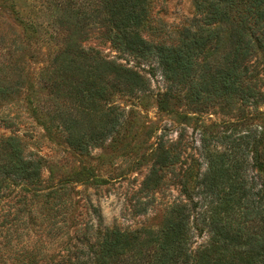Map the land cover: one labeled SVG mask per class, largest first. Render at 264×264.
Listing matches in <instances>:
<instances>
[{
  "label": "trees",
  "instance_id": "16d2710c",
  "mask_svg": "<svg viewBox=\"0 0 264 264\" xmlns=\"http://www.w3.org/2000/svg\"><path fill=\"white\" fill-rule=\"evenodd\" d=\"M0 1V7L11 10L22 28L24 43L36 48L37 54L31 59L37 61L42 50L48 58L45 69L32 81L21 67L23 56L14 64L2 62L8 69L13 65L14 72L0 79V96H10L15 88L27 86L35 117L47 131L54 127L66 132L70 145L82 155L88 154L91 146H103L125 124V112L108 105L115 95L140 93L143 101L149 92L148 81L140 73L83 46L93 30L118 52L157 57L172 84L157 99L161 111H168L171 100L180 104L186 101L191 113H208L213 106L264 105V90L257 80L259 58L264 59V0H194L197 17L179 32L172 46L154 44L142 36L149 20L150 0ZM27 7H31L28 12ZM261 71L264 75V68ZM173 87L179 94H172ZM42 91L54 104L52 111L37 98ZM68 102L79 119L64 113L62 107ZM240 138L242 142L236 144L240 154H211L199 181L192 179V174L180 181L185 200L168 208L158 232L107 227L99 208L91 204L96 226L90 222L81 229L65 258L64 243L53 248L47 263L264 264V196L250 191L242 176L250 154L253 166L264 173V134L257 135L255 130ZM154 159L143 182V189L149 192L161 187L164 176L160 172L173 165L177 157L171 148L160 145ZM41 176L42 163L25 155L18 138L0 141V201L14 188L34 192L33 197H37ZM191 181L203 189L206 204L194 198ZM63 189L53 193L58 195ZM197 216L211 236L193 254L191 233Z\"/></svg>",
  "mask_w": 264,
  "mask_h": 264
},
{
  "label": "rangeland",
  "instance_id": "374dc122",
  "mask_svg": "<svg viewBox=\"0 0 264 264\" xmlns=\"http://www.w3.org/2000/svg\"><path fill=\"white\" fill-rule=\"evenodd\" d=\"M25 10L28 12L31 7ZM196 17L194 0H150L149 20L142 36L154 44L175 45L179 32L190 27ZM83 46L140 73L148 81L149 92L143 101L140 93L115 95L108 105L122 109L126 122L103 146H91L86 155L70 145L66 132L54 127L46 130L28 103L27 86L15 88L10 96H0V141L10 136L18 138L25 155L42 163L41 192L37 197H33L34 192L14 188L0 201V264H35L36 261L48 264L53 248L58 249L61 243H64L65 258L67 250H73L81 229L90 222L97 224L89 208L91 204L99 208L107 227L156 233L165 222L168 208L185 200L180 181L186 175L192 174L191 178L199 181L208 169L211 154H240L236 144L242 142L241 135L255 130L257 135L264 134V105L245 108L237 105L229 109L213 106L208 113H191L186 101L180 104L171 100L168 111H161L157 99L172 84L157 57L118 52L97 30L89 33ZM35 54L36 48L24 43L22 28L14 20L12 11L0 7V79L14 72L11 63L10 69L1 63L14 64L23 56L21 67L32 81L48 64L45 50L40 52L37 61L30 57ZM259 59L257 80L264 90L261 71L264 59ZM44 94L42 91L37 98L52 111L54 104ZM172 94L179 92L173 87ZM180 96L183 97V92ZM62 109L66 115L73 114L74 119H79L69 102ZM231 122L243 123L224 126ZM160 145L171 148L177 159L160 172L164 176L161 187L149 192L143 189V182ZM252 158L253 154L246 158L242 176L248 189L262 197L264 173L253 166ZM62 186L64 189L58 195L53 193ZM191 187L194 198L206 204L203 189L193 181ZM196 222L191 233L193 254L211 236L201 216H197Z\"/></svg>",
  "mask_w": 264,
  "mask_h": 264
}]
</instances>
